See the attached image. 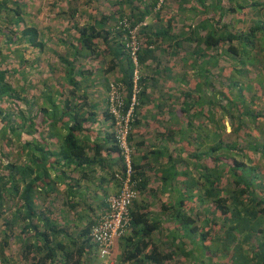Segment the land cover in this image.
<instances>
[{
	"label": "trees",
	"instance_id": "trees-1",
	"mask_svg": "<svg viewBox=\"0 0 264 264\" xmlns=\"http://www.w3.org/2000/svg\"><path fill=\"white\" fill-rule=\"evenodd\" d=\"M172 1L0 0V151L19 150L0 160V264H104L90 229L122 173L108 98L120 84L126 110L133 27L138 79L127 141L136 196L148 180L130 135L162 68L171 79L163 78L156 113L168 115L162 135L180 137L171 153L150 154H165L155 176L178 194L160 203L164 219L150 203L130 202L116 262L264 264V169L252 160L257 152L264 161V142L240 145L264 129V79L254 75L264 63V0ZM160 56L159 68L145 64ZM80 135L109 137L118 155L97 182L90 170L104 147ZM110 180L108 193L101 182ZM175 180L181 188L166 185Z\"/></svg>",
	"mask_w": 264,
	"mask_h": 264
},
{
	"label": "crops",
	"instance_id": "crops-1",
	"mask_svg": "<svg viewBox=\"0 0 264 264\" xmlns=\"http://www.w3.org/2000/svg\"><path fill=\"white\" fill-rule=\"evenodd\" d=\"M165 59L163 57H159L157 59H147L145 64L153 67L154 65H158L159 68ZM115 70V69H114ZM163 71V72H162ZM122 71L119 73L115 72L116 76L122 77ZM160 73H155V78L152 80V83L158 84V87L154 89L151 87L147 88L148 93V101H145L144 104L138 109L137 113V122L135 126H133L132 134L130 135V140L134 143L136 151L134 155V163L137 164L138 168L143 172L145 178H147V184L145 186V190H141L137 193L135 201L140 203H150V210L152 213L156 214L157 217H161L160 219H164V215L160 214L159 205L161 202L164 203H173L175 194H178V190L175 191L174 195L170 193V190H163L164 184L161 183L155 176L156 168L160 167L163 162L166 161L165 154L159 152L158 157H156L155 153L150 154L151 150H164L167 148V153H171V141L179 140L180 135H162V129L166 126L164 122L167 119V114L164 112H157L156 107L159 105L160 98L157 93L162 92L164 94L163 87V78L164 80L168 78L171 79L169 71H165L162 68ZM178 72V70H176ZM163 73V74H162ZM145 75V78H149L150 74L147 71L141 73ZM113 77V76H111ZM171 82L170 80L167 82ZM172 86V85H171ZM153 91V92H151ZM82 142L86 144H90L91 141H97L104 150H101L99 153V158L103 159L102 162L98 164H93L91 167V175H94V182L99 181L100 177L106 176L110 173L111 169L115 170L117 168V159L118 155L115 150L111 149L112 141L111 139L106 138L105 135H80ZM167 155V154H166ZM181 155V153L179 154ZM160 169V168H159ZM102 186H106L108 193L115 191V182L114 180L103 181L101 182ZM166 185H170L171 188H181L180 181H172L171 184L167 182ZM157 190V191H156ZM172 190V189H171ZM168 219V217H165ZM163 231L162 235L166 233V225H162ZM164 232V233H163ZM158 234H153L159 235Z\"/></svg>",
	"mask_w": 264,
	"mask_h": 264
},
{
	"label": "built area",
	"instance_id": "built-area-1",
	"mask_svg": "<svg viewBox=\"0 0 264 264\" xmlns=\"http://www.w3.org/2000/svg\"><path fill=\"white\" fill-rule=\"evenodd\" d=\"M135 29L136 27H133L128 31L126 42L127 52L134 64L132 73L134 85L128 106L124 112H122L124 101L121 85L113 83L109 86L108 110L115 118L114 140L118 146V154L121 157L122 173L115 174L118 180V188L115 194L108 195L105 200L107 211L99 216L97 222L90 229V240L95 245L97 255L104 264H115L114 259H112L114 243L126 232L129 221L127 216L128 205L136 197L135 182L132 179L134 170L131 161L134 149L127 141L132 108L136 103L137 87L135 84L138 79L136 58L139 44L134 33Z\"/></svg>",
	"mask_w": 264,
	"mask_h": 264
},
{
	"label": "rangeland",
	"instance_id": "rangeland-1",
	"mask_svg": "<svg viewBox=\"0 0 264 264\" xmlns=\"http://www.w3.org/2000/svg\"><path fill=\"white\" fill-rule=\"evenodd\" d=\"M168 2L169 3H173V1L172 0H168ZM262 62V63H261ZM259 65H258V67L259 68H261L260 70H258L257 68H254V75L256 76V78H260V79H264V63H263V61L262 60H260V63H258ZM251 70V69H250ZM252 70H253V68H252ZM253 75V74H252ZM250 77H252L251 75H249ZM248 76V77H249ZM250 77H249V79H247V81L248 82H250ZM246 79V78H245ZM241 80H242V78H241ZM243 80H244V78H243ZM261 84V83H260ZM261 86H262V84H261ZM262 88H264V86H262ZM261 106H264V102H262L261 103ZM224 122H225V130L226 131H229V129H230V127H229V125H228V122H227V120H226V117L224 118ZM262 122V121H261ZM263 127V125H261V128ZM263 129V128H262ZM264 129H263V131H262V135H258V137L257 136H255V135H253V137H251V138H245V140H243L242 141V143H240V145H242V146H244L247 142H248V140H253V139H255V140H257L258 142H264ZM224 141H225V139L224 138H222ZM1 144V143H0ZM0 153H2L1 154V156L2 157H0V160L2 161V162H5L6 160H7V158L8 159H10V157L9 156H11V155H13L14 156V158H15V156H17V154L16 153H19V150L17 151V149L16 148H12V150L10 151V154H8V150H7V148L5 149L4 148V146L2 147V151H0ZM5 154H8L7 156H5ZM18 157V156H17ZM21 159V158H20ZM19 159V160H20ZM252 160H256L257 161V166L259 167V166H261L262 167V169H264V161H263V159H261V158H258V154H257V152H254V154L252 155ZM166 224V223H165ZM12 247V246H11ZM119 251H120V249H116L115 250V248H114V250H113V257H112V259H114V261H115V264H118L117 262H116V256H118V253H119ZM102 261V260H101ZM193 262V261H192ZM191 262V263H192Z\"/></svg>",
	"mask_w": 264,
	"mask_h": 264
}]
</instances>
